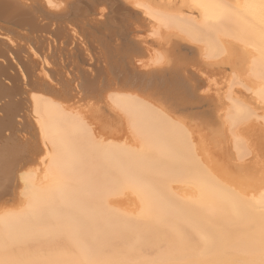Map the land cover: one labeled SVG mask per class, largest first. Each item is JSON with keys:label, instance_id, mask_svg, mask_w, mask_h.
<instances>
[{"label": "bare ground", "instance_id": "6f19581e", "mask_svg": "<svg viewBox=\"0 0 264 264\" xmlns=\"http://www.w3.org/2000/svg\"><path fill=\"white\" fill-rule=\"evenodd\" d=\"M148 1L52 0L66 5L54 11L0 0V264H264V156L247 161L233 134L244 171L261 169L235 187L214 176L185 119L214 136L226 123L264 129V0ZM157 37L159 50L146 43ZM227 40L255 82L240 63L225 73L204 60ZM118 113L129 136L105 139ZM186 138L193 200L159 181L156 163ZM122 195L137 212L108 199Z\"/></svg>", "mask_w": 264, "mask_h": 264}, {"label": "rangeland", "instance_id": "374dc122", "mask_svg": "<svg viewBox=\"0 0 264 264\" xmlns=\"http://www.w3.org/2000/svg\"><path fill=\"white\" fill-rule=\"evenodd\" d=\"M147 1V0H146ZM156 1V2H155ZM149 3H151V4H153V5H157V6H163V9L165 10V11H169L168 9V7H166L165 5H160V4H157V2L159 3V1H157V0H149L148 1ZM154 2V3H153ZM162 9V8H161ZM192 14H194V16H195V18L196 19H200V15H198V13L197 12H193ZM145 24H146V22L144 23V31H146V29H148L147 27H148V25L147 26H145ZM146 28V29H145ZM163 32H165V30L163 31ZM167 33H173L172 31H166ZM143 35H145L146 36V34L144 33ZM167 35V34H166ZM170 35V34H169ZM169 37V36H168ZM146 40H148L146 43H147V45H149V47H151V48H153V49H158L159 50V41H162L161 40V38H159V37H157V38H152V39H146ZM154 41H156L155 43H153ZM149 42V43H148ZM158 43V44H157ZM234 43H228V40L224 43V46H225V50L224 51H222V52H220L219 54H217V56H216V58H214V59H212L211 61H208V60H206V59H204L203 58V56H201L205 61H207V63L208 62H212V61H214V60H217L218 62H220V63H218L219 64V66H220V68H221V70H223L222 72H225V73H227V72H230V68L228 67V65H229V63H233V64H238V63H240L239 64V66H237L236 68H234V70L240 75V76H242V78L244 79V81L245 82H247V83H252V82H255L256 81V79H254V78H251V77H249L248 76V74H246V69H245V67H246V59H245V54H243V50H241V48L239 47V46H237L236 44H234ZM195 46V45H194ZM197 46V45H196ZM195 46V47H196ZM198 46L199 47H203V44H201V43H199L198 44ZM228 48H229V51H228ZM241 50V51H240ZM244 55V56H243ZM243 56V57H242ZM202 59V60H203ZM229 60H230V62H229ZM214 63V62H213ZM209 64V63H208ZM211 64V63H210ZM218 66V67H219ZM222 74H219V75H216L218 78L221 76ZM222 81V79L220 80V82ZM241 93L239 92L238 93V96L239 97H241ZM163 102V101H162ZM166 102V105L167 104H169L168 102H167V100L165 101ZM163 104L165 105V103L163 102ZM201 112V111H200ZM114 113H116V114H114L115 116L117 115V112H115L114 111ZM218 114H220V113H218ZM120 115V113H118V116L117 117H119L120 119L118 120V122H119V128H118V130L116 129V127H114V128H112V129H108V128H106V130H105V127H104V130H102L101 132V134H103L104 133V135H102V136H104V138L105 139H107V138H109V140L111 139V140H117V138H120L119 136H117V135H120L121 137L124 135V136H126V137H128L129 136V134H128V132H125L126 130V123H125V120L123 121V117H122V120H121V117L119 116ZM184 117V116H183ZM185 119H187L189 122L191 121V122H194V123H192L193 124V126L196 128L195 130H193L194 132H193V134L195 133V135H196V138L197 139H199L198 141H200V151L201 152H203V157L205 158V160H206V162L208 163V165H209V167H210V170L212 169L215 173V175L214 176H218V177H220L221 179H226V180H228V183H232V184H234V186L235 187H246L248 184H250L251 183V181L256 177V176H258L259 174H260V170H258L259 168H260V166H259V163H256V164H254L253 163V165H252V167L254 166L255 168H256V172L254 173V174H250L251 173V171H255L254 169L253 170H251V171H244V169H243V167H244V161L242 162H239L238 161V159H237V157H236V150H234V149H232V147H231V140H232V136H233V134L235 135V136H240V137H242L244 140H246V144L247 145H249L248 147L250 148V150H252V152H253V156H251V158H249L247 161H253V162H257V161H261L262 159H263V156H264V151L262 150V148H264V129H263V122L261 121V120H259V119H253V120H255V121H260V122H252V120L251 121H249L250 122V125L251 126H249V127H247V126H244V125H238L237 127L235 126V130L238 132V133H234V128L232 127V132H231V130H230V128H229V126L227 125V123H226V128H224L223 130H222V128H220L219 129V131L218 132H220V133H215V136H214V132H212L211 133V130H210V128L209 127H206L205 125H202V124H200V123H198V122H195V121H193L191 118H188V117H185ZM218 121H221L220 123L222 124V119L221 118H219L218 119ZM190 122V123H191ZM254 123H258V124H254ZM121 124H122V127H121ZM198 126H197V125ZM258 125V126H257ZM219 126V125H218ZM120 127H121V129H122V131H121V129H120ZM124 127V128H123ZM198 127H200V128H198ZM245 127H247V128H245ZM251 127H253L252 129V131L254 132V134L252 133V131L251 130H246V129H250ZM260 127H262L260 130H259V128ZM245 128V129H244ZM257 128V129H256ZM103 129V128H102ZM110 131H108V130ZM120 129V130H119ZM203 129V130H202ZM113 130V131H112ZM115 130V131H114ZM117 130V131H116ZM125 130V131H124ZM255 130H257L256 132H255ZM263 130V131H262ZM105 131V132H104ZM118 131H121L122 133H120V132H118ZM245 131H248L247 133L248 134H245L246 132ZM115 134H114V133ZM251 132V133H250ZM106 133V134H105ZM119 133V134H118ZM124 133V134H123ZM125 133H127V134H125ZM262 133V134H261ZM131 134V133H130ZM217 135V136H216ZM258 135V136H257ZM251 136H254V137H256L257 139L255 140V138L254 137H251ZM261 136V137H260ZM186 137H187V135H186ZM249 137V138H248ZM130 138V137H129ZM254 138V139H253ZM260 139V140H259ZM129 140V139H128ZM252 142H251V141ZM256 141V142H255ZM188 142V143H187ZM248 142V143H247ZM253 143H256V144H254V146H253ZM257 143H258V146H257ZM136 144H137V146H138V143H135V147H136ZM186 144V145H185ZM134 145V144H133ZM132 145V146H133ZM180 145V144H179ZM177 146V145H173V144H168L167 146H168V150L170 151V155H169V153H168V156H169V158L168 157H160L159 159H158V162H156L157 164L159 163L160 165V167H162L163 168V170H165L166 171V174L167 173H169V174H164L163 176H161V177H159V181L160 180H162L163 179V181L165 180V182H167V185H168V181H170V183L169 184H171L172 186L174 185H177L176 186V188L173 186V188H175L174 189V192H179L181 195H182V193H183V195H185V196H187V199H188V196H190L191 198H193L194 199V194L192 193V195H191V193H190V191L192 192V190H193V188L192 187H190L189 188V186H193V183L191 184V180H192V174H196L195 172H196V170H195V168H194V166H192V156H191V151H190V147H191V142L189 141V139L188 138H186L185 139V143H183V145L181 144V146ZM256 146H257V148H256ZM176 147V148H175ZM181 147V148H180ZM252 147V148H251ZM170 148V149H169ZM175 148V149H174ZM183 149V150H182ZM254 149V150H253ZM139 151V150H138ZM189 151V152H188ZM185 152V153H184ZM173 153H175V154H173ZM189 153V154H188ZM173 155H176V156H174L173 157ZM178 155H181L180 157H178ZM186 155V156H185ZM189 155V156H188ZM171 156H172V158H171ZM175 157H177V160H176V158ZM202 157V158H203ZM248 157H250V156H248ZM247 157V158H248ZM173 158H174V160H173ZM161 159V160H160ZM186 159H187V162H186ZM245 159V158H244ZM167 161V162H166ZM169 161V162H168ZM181 162V163H180ZM174 163V164H173ZM186 163V164H185ZM188 163H189V165H188ZM247 163V162H246ZM181 164H182V166H181ZM191 164V165H190ZM170 166H172V167H170ZM179 166V167H178ZM176 167V168H175ZM239 167H240V169H239ZM167 168V169H166ZM170 168V169H169ZM174 168V169H173ZM182 168L184 169V170H182ZM178 169V170H177ZM181 169V170H180ZM187 169H189L188 170V172L187 171H185V170H187ZM170 170V171H169ZM195 170V171H194ZM211 170V171H212ZM164 171V172H165ZM176 173H175V172ZM182 171H184L185 172V174H187V175H185L184 174V172H182ZM170 172H172V174L170 173ZM190 172H192V173H190ZM180 173V174H179ZM174 174V175H173ZM177 176H176V175ZM183 174V175H182ZM166 176V177H165ZM185 176H186V178H185ZM169 179V180H168ZM158 180V179H157ZM182 180H186V181H190V182H182ZM182 183V184H180V183ZM184 183H188V184H190V185H186V186H184L183 184ZM231 184V185H232ZM170 185V186H171ZM179 186H181V188L179 187ZM184 186V187H183ZM189 188V192L187 191L186 193H185V189L184 188ZM177 188H178V191H177ZM179 188L182 190V188H183V190L181 191V190H179ZM192 188V189H191ZM184 191V192H183ZM190 193V194H189ZM115 197H116V199H115ZM124 197H125V200L126 201H124ZM128 197H129V199H127V196H125V195H122V196H113V197H110V198H108V199H110L109 201H111L112 203H114V204H116V205H118V206H122V207H124V208H126V209H128L130 212H131V210L133 211V212H131V213H135V212H137L138 210V208H137V204L139 203L138 201H136L135 202V199L133 198V196L131 195H128ZM118 198V199H117ZM133 198V199H132ZM188 199V200H193V199ZM113 199H115V200H113ZM113 200V201H112ZM121 200V201H120ZM118 201V202H117ZM128 201H131V202H129V203H131L130 205H129V203H128ZM134 203H136V204H134L133 205V202ZM115 202H117V203H115ZM120 202V203H119ZM122 202H124L123 204H122ZM126 202V203H125ZM124 205V206H123ZM120 206V207H121ZM130 206V207H129ZM121 207V208H122ZM124 208H122V209H124Z\"/></svg>", "mask_w": 264, "mask_h": 264}, {"label": "clouds", "instance_id": "9594fccd", "mask_svg": "<svg viewBox=\"0 0 264 264\" xmlns=\"http://www.w3.org/2000/svg\"><path fill=\"white\" fill-rule=\"evenodd\" d=\"M22 2L25 4H32L33 0H22ZM42 2L46 7H48L50 10H54V11H60L62 8L66 7L65 4L61 3L60 5H57V7L53 8L51 6L52 0H42Z\"/></svg>", "mask_w": 264, "mask_h": 264}, {"label": "snow or ice", "instance_id": "6c2138e0", "mask_svg": "<svg viewBox=\"0 0 264 264\" xmlns=\"http://www.w3.org/2000/svg\"><path fill=\"white\" fill-rule=\"evenodd\" d=\"M51 6H52L53 8L57 7V5H56V4H53V3L51 4ZM100 11L103 12L104 9H101ZM157 62L159 63L160 61H157ZM98 99H99L100 103L102 104V102H103V98H102V97H99Z\"/></svg>", "mask_w": 264, "mask_h": 264}, {"label": "water", "instance_id": "95a60500", "mask_svg": "<svg viewBox=\"0 0 264 264\" xmlns=\"http://www.w3.org/2000/svg\"><path fill=\"white\" fill-rule=\"evenodd\" d=\"M171 43H172V42H171ZM171 43H170V44H171Z\"/></svg>", "mask_w": 264, "mask_h": 264}]
</instances>
